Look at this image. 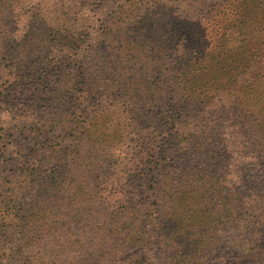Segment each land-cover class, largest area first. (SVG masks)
<instances>
[{
  "label": "rangeland",
  "instance_id": "1",
  "mask_svg": "<svg viewBox=\"0 0 264 264\" xmlns=\"http://www.w3.org/2000/svg\"><path fill=\"white\" fill-rule=\"evenodd\" d=\"M190 2L0 0V264H69L81 237L89 240L90 264H112L110 255L117 256L123 241L146 234L145 219L154 264H257L264 242V72L244 76L242 69L263 49L256 44L262 23L258 29L257 18L240 16L246 34L233 43L230 11L227 22L215 20L226 43L183 45L177 56L152 52L154 40L168 36L166 23L175 20L163 6L181 12ZM107 3L113 19L103 17ZM261 6L262 0L250 4L256 12ZM156 21L162 28L150 31L144 44L147 25ZM67 42L78 47L75 60H93L85 70L104 92L98 105L91 83L82 85L85 104H77L73 92L82 86L77 89L81 81L62 48ZM13 58L22 61L23 72L9 68ZM59 88L70 95L54 99ZM75 127L79 145L68 178L44 199L28 186L31 158L59 136L70 142ZM152 136L165 139L161 153L148 144ZM153 161L164 166V175L154 177ZM135 162L147 169L136 183L135 203L125 204L122 190ZM253 162L258 172L250 171ZM222 164L226 182L219 187L213 177ZM84 207L92 236L84 235L89 227L73 223ZM221 222L230 224L223 229ZM92 240L101 247L93 250ZM139 250L128 253V264L144 262Z\"/></svg>",
  "mask_w": 264,
  "mask_h": 264
},
{
  "label": "trees",
  "instance_id": "2",
  "mask_svg": "<svg viewBox=\"0 0 264 264\" xmlns=\"http://www.w3.org/2000/svg\"><path fill=\"white\" fill-rule=\"evenodd\" d=\"M252 1L256 0H191L190 3L186 5V9L182 10L180 12L179 9L171 8L168 7L167 3L163 6V10L165 13H167V19H175L173 21H170L169 24L166 23L164 27H166V38L163 40H154L151 50L155 54L159 56L166 57L168 53H173L176 56L180 54L184 46L183 45H188L189 47H195L198 48L201 44H211L213 42L219 41L222 43H226L224 40V35H221L220 32H218L215 29V20L216 17H221L228 21L229 18L227 16L229 15L230 11L235 14L234 18V25L232 23L228 24L227 32H229L228 37L232 40L233 43H236L237 40L239 39L240 36H244L245 33V22L240 19V16H246L249 18V16H254L255 18L258 19L256 22V25L258 26V29L260 27V23H262L260 27V34L257 35V42L256 44L260 45L263 47V49L259 53H253L252 56L246 58L244 60L243 64V75H249L252 73H255L259 70L264 72V6H261V8L256 12L254 9L250 8V4ZM264 2V0H262ZM106 11L103 14L104 18H109L113 19V13L114 8L107 3L106 4ZM220 18V19H221ZM155 28H162V25L159 22H154L153 24H148L146 31H145V37L143 38L142 41L147 42L149 39H151L153 36L150 35L148 36V33L152 31ZM148 36V37H147ZM183 46V48H182ZM62 48L66 49L67 51L70 52V58L73 61L70 70L72 72L77 73V77L75 78L76 83L80 82V86L77 88L79 89L82 85L84 86L85 83H91L90 86L93 87V89H89L90 94L96 93V105L100 103V101L105 97L104 92H102V87L100 84H95L96 79L93 76H90L88 74V70H85L86 67H93V60L90 57H85L81 56L80 60H75L76 57H78V47L76 44H73L71 42H67V44L62 45ZM178 60V59H177ZM165 61V58L164 60ZM11 68L14 71H18V73L23 72L22 68V61L19 58H13L11 61ZM76 62L77 64H74ZM90 64H93L90 66ZM136 69L138 68L137 64ZM254 76H257V74H254ZM28 79H30L27 76ZM70 80V78H69ZM34 82L33 80H31ZM248 81V79L246 80ZM37 83V82H36ZM77 90V92H73V95L78 96L77 99V104L79 106L84 105L85 103L80 102L79 99L81 97H84L85 90L84 88ZM63 93L61 92L60 88L58 91H55L52 93V97L57 98L59 95H62ZM89 94V95H90ZM70 95V94H68ZM68 95H62V96H68ZM76 96L74 102L76 103ZM76 107V104H75ZM71 108H74V105L71 106ZM196 113V112H195ZM198 113V118H202L203 112L201 111ZM196 117V119H197ZM194 118L193 117H187L186 120L192 121ZM159 124H162L163 120H159ZM168 122H164L166 124ZM55 126H58V124H55ZM44 133V132H43ZM42 133V135H43ZM79 134V128L75 127L73 130V137L70 142L67 141V138H63L62 136H59L57 139L56 144L48 143L46 148L48 151L42 152L38 155V157L31 158V160H34L33 165L29 166L30 173H31V180L28 182V186L32 188L33 190H39L40 196L44 199H50L51 193L55 191V189L60 190L61 186L65 184V180H67V175L66 179L63 180L64 175L68 173L69 167L73 164L74 162V155L75 151L73 152V148L75 145H79L78 142L79 140L76 139L78 137L77 135ZM45 136V133L43 137ZM167 141V140H166ZM163 143H165V139L163 137H157V136H152V138H148V144L157 145L159 148L158 150L155 149V153H161L163 150ZM161 147V150H160ZM3 154L5 153L4 151H0V153ZM214 154L215 152H211ZM220 153V156H223L222 150L220 152H217V155ZM256 156H252L251 158L254 160ZM3 156H1V159ZM214 157L209 156L208 159L212 160ZM259 157H257V160ZM13 161V159L9 160L8 162ZM141 163L144 162V159L140 160ZM150 162V161H149ZM29 163V162H28ZM26 165V163H24ZM134 168L132 170V174L127 178V182L125 183V189L122 190V198L125 204H134L136 199L135 196H137L134 192V189L136 187V183L142 179V177L139 178V175L141 174V171L146 170L147 167L142 169L139 164H133ZM254 165L252 167L253 170L250 171H257L258 168L260 167V164L252 163ZM18 172H22L24 168H17ZM164 166L159 162V161H153L151 163V173H153L154 170V177L156 178V174L159 175H164L163 172ZM223 169H227L226 165H220L219 170H216V175L213 177V180L216 181L217 185L220 187L222 182H226V176L225 172ZM262 171H264L262 167ZM20 174L15 173L14 179H21L19 178ZM264 176V175H263ZM154 180V179H153ZM229 183V182H228ZM230 185V184H229ZM229 195V194H227ZM36 202L28 208V214L29 216L35 208ZM91 205V204H90ZM77 213L74 215V224H78L81 227H89V232L87 234H84L85 236H92L93 234L96 233V230L94 228H91L92 225L90 222L87 221V219H84L85 214H87L86 207L81 209L80 211L76 210ZM240 217V216H239ZM158 221V223L161 224V216L156 215L154 219ZM154 219L152 221H154ZM83 220L87 221L84 222ZM241 219L234 220L236 222H239ZM90 224V225H89ZM153 224V223H152ZM203 225H207L208 222H203ZM222 228L225 229L230 222H221ZM140 225L145 229L146 234L144 236H138L136 238H132V240H129L125 243L123 241V247L120 249L115 250L117 252V256H114L113 258L110 255V259H112V264H128V260L126 261V256L130 252L137 251L138 249L139 252H143V263H140L138 259H134L131 264H154L155 262L152 261L150 258V253L152 251L151 246L153 245L151 242V239L149 238L148 234L149 232L147 231L148 226L150 225V221L145 219L140 222ZM264 226V222L262 224ZM154 226V224H153ZM187 227V225H186ZM209 230H212L211 227H209ZM212 234L211 236H215L214 231H211ZM122 239L125 240L123 237ZM87 238L82 237L79 239L78 242V248L76 250L72 251L73 258L72 261L69 264H90V259H86L85 256L89 253V240L87 244H85V241ZM115 241V240H114ZM213 242V240L211 241ZM90 243L93 244L92 247L93 250L95 248L101 247L100 245L94 243L92 240ZM110 243V242H108ZM168 246V243H166ZM261 256L257 259V264H264V242L261 244ZM105 247H108L105 245ZM138 255V254H137ZM133 257L130 258V260ZM84 259V260H83ZM20 264V263H16ZM55 264H60L59 261H57Z\"/></svg>",
  "mask_w": 264,
  "mask_h": 264
}]
</instances>
